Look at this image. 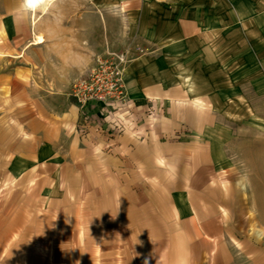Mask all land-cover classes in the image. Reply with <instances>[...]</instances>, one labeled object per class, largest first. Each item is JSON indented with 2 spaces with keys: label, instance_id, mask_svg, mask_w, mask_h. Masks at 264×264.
<instances>
[{
  "label": "crops",
  "instance_id": "0c3cea01",
  "mask_svg": "<svg viewBox=\"0 0 264 264\" xmlns=\"http://www.w3.org/2000/svg\"><path fill=\"white\" fill-rule=\"evenodd\" d=\"M98 1V11H115L117 18L88 21V39L97 38L89 50L103 53L110 40L142 51L134 53L125 71L138 123L81 136L78 106L65 92L72 74L90 60L66 57L72 72H63L55 97L44 94L32 101L25 120L32 162L46 171H71L75 181L88 172L103 180L112 202L121 205L124 229L130 220L138 231L147 219L159 237L224 236L223 230H212L220 228L217 219H225L226 188L234 186L222 175L228 167L223 108L240 100L242 82L248 91L264 90L256 84L257 76L264 78V0ZM13 5L15 17H32L24 0ZM150 101L165 109V116L151 124L142 116ZM161 218L179 219L191 229L171 231Z\"/></svg>",
  "mask_w": 264,
  "mask_h": 264
},
{
  "label": "rangeland",
  "instance_id": "374dc122",
  "mask_svg": "<svg viewBox=\"0 0 264 264\" xmlns=\"http://www.w3.org/2000/svg\"><path fill=\"white\" fill-rule=\"evenodd\" d=\"M18 1L22 0H0V264H264V90L248 91V84L242 82L240 100L223 108L228 167L222 175L225 183L234 186L226 188L225 219L216 220L220 228H210L223 230L224 236L214 232L159 237L153 235L147 219L139 222L138 231L133 228L136 221L130 220L124 229L121 205L112 202L103 180L88 172L79 173L82 178L75 181L71 171H43L32 162L25 120L32 101L45 98L44 94L55 97L64 82L63 72H72L66 57L90 60L76 70L78 74L71 73L65 93L72 98L73 85L87 75L98 56L132 49L131 62L134 53L142 51L134 50L131 43L110 40L103 53L89 50L97 38L88 39V21L117 18L115 11H98V0H55L36 27L33 16L12 15ZM24 5L32 15L26 0ZM39 35V43L26 50ZM256 78L258 88H264V78ZM152 104L142 113L150 124L153 118L165 116L163 107ZM135 109L124 116L120 130L127 122L138 123ZM90 122L89 128L103 125L102 134L112 126L101 120ZM79 124L80 117L76 129ZM163 222L174 232L190 228L179 219L161 218Z\"/></svg>",
  "mask_w": 264,
  "mask_h": 264
},
{
  "label": "built area",
  "instance_id": "2783aa9c",
  "mask_svg": "<svg viewBox=\"0 0 264 264\" xmlns=\"http://www.w3.org/2000/svg\"><path fill=\"white\" fill-rule=\"evenodd\" d=\"M132 49L108 52L106 56H98L87 75L79 79L74 85L71 97L79 109V124L77 131L87 135V128L102 134L103 125L91 126V122L101 120L105 124H112L120 130L124 116L132 109L128 97L125 80V70L131 60ZM86 129V130H85Z\"/></svg>",
  "mask_w": 264,
  "mask_h": 264
},
{
  "label": "bare ground",
  "instance_id": "6f19581e",
  "mask_svg": "<svg viewBox=\"0 0 264 264\" xmlns=\"http://www.w3.org/2000/svg\"><path fill=\"white\" fill-rule=\"evenodd\" d=\"M27 4L32 11L33 26L36 27L41 16L47 14L51 6H53L55 0H26ZM41 40V36H36L35 41L32 45L38 44Z\"/></svg>",
  "mask_w": 264,
  "mask_h": 264
}]
</instances>
